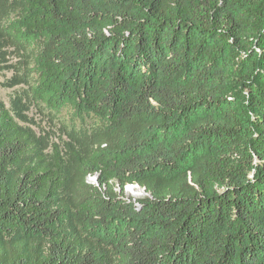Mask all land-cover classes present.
Listing matches in <instances>:
<instances>
[{
    "label": "trees",
    "instance_id": "1",
    "mask_svg": "<svg viewBox=\"0 0 264 264\" xmlns=\"http://www.w3.org/2000/svg\"><path fill=\"white\" fill-rule=\"evenodd\" d=\"M4 72L0 264H264V0H0Z\"/></svg>",
    "mask_w": 264,
    "mask_h": 264
},
{
    "label": "rangeland",
    "instance_id": "2",
    "mask_svg": "<svg viewBox=\"0 0 264 264\" xmlns=\"http://www.w3.org/2000/svg\"><path fill=\"white\" fill-rule=\"evenodd\" d=\"M12 77V73L11 72H4V74L0 75V99L2 101H4L7 105L9 104L10 101V97L11 95L14 93V90L12 89H8L3 87V83L6 82V80L10 79ZM31 116L39 123L40 127H42V129H45L46 131H55L56 132V136H54L55 140H58L59 136V128H60V123H53L50 120H48V118H46L45 116H43L42 114H40L38 111L34 110L31 113ZM89 182L92 184H95L97 182V179L94 177L89 178ZM132 189L135 192L140 193L141 195L139 197H135L132 194ZM125 194L127 196V198L131 199L132 201H137L140 199L145 198L146 192L145 190L141 189L139 186H135V185H131V186H127Z\"/></svg>",
    "mask_w": 264,
    "mask_h": 264
},
{
    "label": "bare ground",
    "instance_id": "3",
    "mask_svg": "<svg viewBox=\"0 0 264 264\" xmlns=\"http://www.w3.org/2000/svg\"><path fill=\"white\" fill-rule=\"evenodd\" d=\"M132 194L135 196V197H139L141 194L138 193V192H135L133 189H132Z\"/></svg>",
    "mask_w": 264,
    "mask_h": 264
},
{
    "label": "water",
    "instance_id": "4",
    "mask_svg": "<svg viewBox=\"0 0 264 264\" xmlns=\"http://www.w3.org/2000/svg\"><path fill=\"white\" fill-rule=\"evenodd\" d=\"M144 190V189H143Z\"/></svg>",
    "mask_w": 264,
    "mask_h": 264
}]
</instances>
